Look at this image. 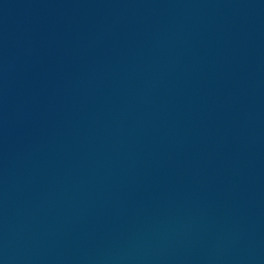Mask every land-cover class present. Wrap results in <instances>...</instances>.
I'll return each mask as SVG.
<instances>
[{"label":"water","instance_id":"water-1","mask_svg":"<svg viewBox=\"0 0 264 264\" xmlns=\"http://www.w3.org/2000/svg\"><path fill=\"white\" fill-rule=\"evenodd\" d=\"M0 264H264V0H0Z\"/></svg>","mask_w":264,"mask_h":264}]
</instances>
